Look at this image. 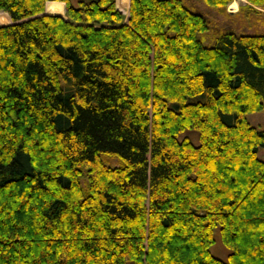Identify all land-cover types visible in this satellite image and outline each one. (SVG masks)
Wrapping results in <instances>:
<instances>
[{
    "label": "trees",
    "instance_id": "obj_1",
    "mask_svg": "<svg viewBox=\"0 0 264 264\" xmlns=\"http://www.w3.org/2000/svg\"><path fill=\"white\" fill-rule=\"evenodd\" d=\"M62 1L0 0V264H264V32Z\"/></svg>",
    "mask_w": 264,
    "mask_h": 264
},
{
    "label": "rangeland",
    "instance_id": "obj_2",
    "mask_svg": "<svg viewBox=\"0 0 264 264\" xmlns=\"http://www.w3.org/2000/svg\"><path fill=\"white\" fill-rule=\"evenodd\" d=\"M187 1L189 3L195 4L199 10L208 15L212 22H215L219 26H230L238 33L264 32V7L255 6L248 0H231L222 9L207 4L203 0ZM71 2H74V0H71ZM51 4L52 6L50 11L53 12L60 10V6H57L58 4L53 2ZM61 5L64 4L62 3ZM115 6L124 15V20L126 21L129 15V0H115ZM1 12L3 13L4 11H0V13ZM53 13L56 14L55 12ZM6 22L7 21L0 20V24H5ZM212 22L211 24H213ZM214 32L215 30L213 29L207 32L198 33V37L201 38L205 44H209ZM246 117L251 124L264 129V103L261 109L248 112ZM183 135H188L194 143L198 142L196 131L191 130L190 132L181 134V136ZM258 156L264 159V147L258 150ZM109 163L114 164L113 161H109ZM81 181H84V179ZM210 250L216 256L223 259H225L229 253V250L221 242L219 236H216V241L210 246Z\"/></svg>",
    "mask_w": 264,
    "mask_h": 264
},
{
    "label": "crops",
    "instance_id": "obj_3",
    "mask_svg": "<svg viewBox=\"0 0 264 264\" xmlns=\"http://www.w3.org/2000/svg\"><path fill=\"white\" fill-rule=\"evenodd\" d=\"M56 3V4H58L57 6H60V10L59 11H53V12H55L56 14H59V15H63L64 16V11H65V3H64V1H62V0H46V2H45V6H44V13L45 14H53V12L52 11H48L47 12V4H49V3ZM64 4V5H61V4ZM56 6V5H55ZM63 6V7H62ZM6 13V12H5ZM6 18H7V22H9L10 21V18H9V16H8V14L6 13ZM6 22V23H7Z\"/></svg>",
    "mask_w": 264,
    "mask_h": 264
},
{
    "label": "water",
    "instance_id": "obj_4",
    "mask_svg": "<svg viewBox=\"0 0 264 264\" xmlns=\"http://www.w3.org/2000/svg\"><path fill=\"white\" fill-rule=\"evenodd\" d=\"M54 14V13H53Z\"/></svg>",
    "mask_w": 264,
    "mask_h": 264
}]
</instances>
